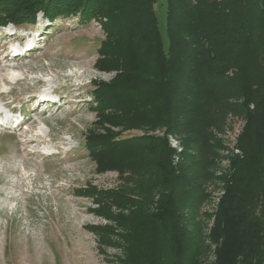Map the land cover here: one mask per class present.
I'll return each instance as SVG.
<instances>
[{
  "label": "rangeland",
  "instance_id": "1",
  "mask_svg": "<svg viewBox=\"0 0 264 264\" xmlns=\"http://www.w3.org/2000/svg\"><path fill=\"white\" fill-rule=\"evenodd\" d=\"M165 3L153 4L164 45ZM262 20L264 12H254L240 20L246 28L233 25L219 80L222 99L202 128L174 125L166 97L148 83L140 87L135 113L120 108L109 122L110 111L93 109L92 82L114 84L126 75L95 66L104 39L96 21H49L39 13L32 25L0 27V123L19 124L14 131L0 125V264H176L178 224L204 235L232 179L252 185L259 174L254 103L255 89L264 88ZM22 44L32 50L10 59L6 48L19 53ZM155 72L145 66L137 73L146 79ZM109 137L133 141L97 157L84 146L86 139L96 145ZM160 152L188 177H180V187H189L173 195L176 214L162 223L155 211L171 205L165 192L159 197Z\"/></svg>",
  "mask_w": 264,
  "mask_h": 264
},
{
  "label": "trees",
  "instance_id": "2",
  "mask_svg": "<svg viewBox=\"0 0 264 264\" xmlns=\"http://www.w3.org/2000/svg\"><path fill=\"white\" fill-rule=\"evenodd\" d=\"M155 1L0 0V27L7 23L32 25L39 13L49 21L76 16L83 23L96 21L104 39L97 49L95 66L126 75L118 77L122 81L114 84L92 82L93 109L110 111L106 117L109 122L117 118L114 112L120 108L122 114L131 109L135 113L140 109L136 102L140 87L148 83L166 97L165 111L174 125L198 123L202 128L222 99L219 80L227 67L224 61L231 43L227 36L241 19L246 21L251 13L264 12V0H165V45L153 10ZM246 22L250 28L251 20ZM261 22L264 25V20ZM241 25L246 28L244 23ZM183 32L186 37H182ZM261 60L264 66V55ZM145 66L156 68L154 75L146 79L137 73ZM255 90V145L261 166L256 181L248 185L241 176L232 179L221 197L214 222L204 235H198L196 227L190 230L187 223L178 224L174 243L181 257L176 264H264V88ZM182 115L186 119L181 123ZM166 127L171 132L172 125ZM132 141L109 137L94 141V145L86 139L84 146L91 156L97 157L103 150L112 153L130 146ZM158 155L163 165L156 170L162 185L159 197L166 193L170 200L163 195L165 204L173 205V195L188 191L189 187H180L182 177L171 166L166 152ZM172 205L156 210L155 220L162 223L174 219L176 211ZM188 207L186 203L183 210ZM206 254L212 257L211 262H205Z\"/></svg>",
  "mask_w": 264,
  "mask_h": 264
},
{
  "label": "bare ground",
  "instance_id": "3",
  "mask_svg": "<svg viewBox=\"0 0 264 264\" xmlns=\"http://www.w3.org/2000/svg\"><path fill=\"white\" fill-rule=\"evenodd\" d=\"M10 37V36H9ZM30 44H28L27 45V47H29L30 48ZM19 50H20V52L19 53H16L15 52V50H12V51H14V56H12V57H10V58H16L17 56H19V55H23L24 53H26V50L28 49V48H26L25 46H24V44H22V50H21V48H18ZM10 54V53H9ZM11 55V54H10Z\"/></svg>",
  "mask_w": 264,
  "mask_h": 264
}]
</instances>
